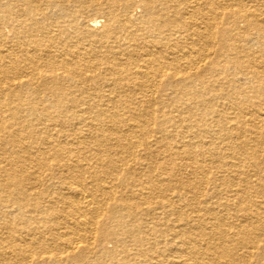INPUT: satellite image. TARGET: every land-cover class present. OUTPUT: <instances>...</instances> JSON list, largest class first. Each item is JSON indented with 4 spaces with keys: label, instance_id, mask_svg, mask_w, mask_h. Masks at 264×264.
<instances>
[{
    "label": "bare ground",
    "instance_id": "6f19581e",
    "mask_svg": "<svg viewBox=\"0 0 264 264\" xmlns=\"http://www.w3.org/2000/svg\"><path fill=\"white\" fill-rule=\"evenodd\" d=\"M0 264H264V0H0Z\"/></svg>",
    "mask_w": 264,
    "mask_h": 264
},
{
    "label": "rangeland",
    "instance_id": "374dc122",
    "mask_svg": "<svg viewBox=\"0 0 264 264\" xmlns=\"http://www.w3.org/2000/svg\"><path fill=\"white\" fill-rule=\"evenodd\" d=\"M100 20H101V21H100L99 23H102V22H103V21H102V20H103V18H100Z\"/></svg>",
    "mask_w": 264,
    "mask_h": 264
}]
</instances>
